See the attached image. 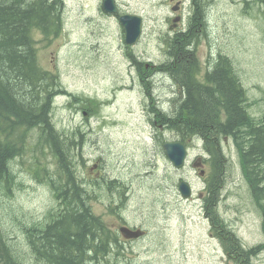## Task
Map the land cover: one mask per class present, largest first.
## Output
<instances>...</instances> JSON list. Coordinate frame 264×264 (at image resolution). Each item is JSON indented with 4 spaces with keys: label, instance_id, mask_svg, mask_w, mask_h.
I'll return each instance as SVG.
<instances>
[{
    "label": "rangeland",
    "instance_id": "rangeland-1",
    "mask_svg": "<svg viewBox=\"0 0 264 264\" xmlns=\"http://www.w3.org/2000/svg\"><path fill=\"white\" fill-rule=\"evenodd\" d=\"M116 1L121 13H136L144 18L143 35L135 45L125 43V30L119 16L106 13L103 0H64L61 35L52 38L36 34L40 63L59 74L64 88L93 97L101 103L100 113L95 114L93 108L87 112L70 94L57 96L53 111L56 128L82 126L86 131L89 124L95 126L94 136L101 135L97 144L99 147H94L95 152L91 153L87 139L92 136L86 131L84 146L81 147L86 160L87 157L95 160L104 156L109 159L110 165L115 162L110 153L119 151L125 152L128 159H135L127 172L139 176L128 181L133 186L130 194L128 192L127 210L122 215L129 223L146 227L148 235L147 238L133 240V245L127 246L121 264H228L223 246L212 230V223L204 214L203 197L208 174L202 175L200 171L206 169L207 172L208 166L196 168L192 163L198 153H203L198 148L199 142L195 141L196 146L190 148L185 166L177 169L158 149L152 154V142L148 146L143 141L145 131L151 129L150 118L157 116L156 111H149L147 104L152 103L164 110L174 109L168 99L176 95L177 87L169 75L156 73L150 80L153 94L148 98L138 71L127 56L129 48L148 66L167 57L169 45L164 38L170 25L167 18L179 15L182 9H172L177 4L176 0ZM189 1H182L184 19L181 27L187 23ZM262 7L254 0H210L206 6L208 34L207 37L202 35L198 45L202 71L206 66L205 60L208 57L212 60L218 52L232 58L250 97L259 102L255 110L264 107ZM91 113L95 116L91 117ZM87 116L93 119L89 121ZM76 147L80 149L79 142ZM35 155L42 162H47V166L24 170L25 158H20L16 182L10 190L0 192V231L6 235L24 264H27L24 227H33L31 221H35L34 226L42 222L50 224L51 215L46 216L48 212L44 214L42 211L58 206V202L53 205L51 191L39 188L38 180L33 177H56L54 161L57 157L52 151L44 149ZM233 157L237 160L236 156ZM240 173V170L236 174L229 173L221 213L231 222L243 243L252 246L263 238L262 219L259 211L251 206L253 201L248 199L249 192ZM181 180H186L193 188L192 195L187 199L183 198L178 188ZM170 181L174 182V188L168 190L167 182ZM35 188L39 189L38 196L33 191ZM104 200L105 196L97 199L101 205L96 206L100 210ZM167 200L169 205L163 206L162 203ZM73 202L75 208L72 211L81 212L80 206L75 200ZM153 207L158 217L154 220L151 217L152 224H148L146 216ZM60 215L63 216L64 211ZM35 228L40 230L38 226ZM257 264H264V253L257 259Z\"/></svg>",
    "mask_w": 264,
    "mask_h": 264
},
{
    "label": "trees",
    "instance_id": "trees-1",
    "mask_svg": "<svg viewBox=\"0 0 264 264\" xmlns=\"http://www.w3.org/2000/svg\"><path fill=\"white\" fill-rule=\"evenodd\" d=\"M209 1L192 0L194 12L189 16L187 29L180 30L182 17L174 25L169 20L164 37L169 45L168 54L163 60L148 66L129 48L127 56L136 67L147 95L153 94L150 80L156 73H166L174 81L177 92L171 97L175 101H171L174 111L169 123L185 127L176 130L184 139L197 136L198 148L206 155L208 177L203 209L223 246L226 263L257 264L264 253V107L255 110L259 102L250 97L227 54L214 56L213 69L202 72L197 48L202 35L208 34ZM254 2L263 6L264 14V0ZM64 9V0H0V192L10 190L16 182L20 158H25L24 170L46 167L47 162L39 160L35 153L43 149L52 151L57 157L54 161L57 176L33 177L38 180L39 188L51 191L53 205L58 202V206L42 211L48 212L46 216L51 215L50 224L35 225L38 230L35 221H31L33 227H24L27 264H121L132 241L110 243L101 215L91 214V203L100 204L97 199L105 196V190L103 178L90 169L99 161L98 171H101L109 159L100 156L86 160L81 147L84 133L89 131L92 138L87 143L91 153L95 152L101 135L94 136L95 128L90 132L92 124L86 131L82 126L59 130L53 120L55 99L61 94H70L87 112L93 108L95 114L100 113L101 103L64 88L59 74L46 69L38 58L36 34L59 37L64 28ZM158 107L154 106L159 123L167 124ZM78 142L80 149L76 147ZM158 150L165 157L161 144ZM239 170L249 192L248 199L253 201L251 206L262 219L263 238L252 246L243 243L221 213L229 173L236 174ZM167 187L174 188V182H167ZM38 190H33L35 196ZM73 200L81 212L72 211ZM162 205H169V200ZM151 217L157 219V211L148 212V224H152ZM10 244L0 231V263L24 264Z\"/></svg>",
    "mask_w": 264,
    "mask_h": 264
},
{
    "label": "flooded vegetation",
    "instance_id": "flooded-vegetation-1",
    "mask_svg": "<svg viewBox=\"0 0 264 264\" xmlns=\"http://www.w3.org/2000/svg\"><path fill=\"white\" fill-rule=\"evenodd\" d=\"M179 1H181V9H182V13H180L179 15H181L182 21H183L184 19L183 3H182L183 0H176V2H179ZM193 12H194V6H193L192 0H190L188 12L186 13L187 23L183 28L180 29L181 31L189 27L190 25L189 16L192 15ZM175 17L176 16H173L170 18L168 17L167 19L168 21L170 20V22L173 24L174 22L173 20ZM172 24H171V27H173L174 25ZM197 52H198V48H197ZM219 53H222V52H218L214 56L217 57ZM213 63H214L213 59L211 60L208 57L205 60L206 66L202 72L204 73L207 69H213V66H212ZM146 96L149 98V95L146 94ZM157 99L162 100V98H157ZM168 100L174 102L175 98H169ZM151 105L152 103L147 104V108L149 109L150 112H154ZM158 109H160L162 113H164L162 116V119L165 118L167 120V124L159 123V120L157 119V117L155 119L150 118V121L152 123L155 122V124H152L151 129L145 131V134L142 136L143 141H145L147 144L151 142L153 143L151 147L152 154H154L155 146L158 145L156 148L158 149L160 144H161L163 153L165 154L166 152L164 150V145L167 142H174V141L183 142L186 145L188 151H190V148L192 146H196L195 141L199 139L197 136L196 137L187 136L184 139V137L179 135L176 132V130L179 128H185V127H182V126L174 127L172 124L169 123V120H171V117L173 116V113L171 112V111H174L173 108L164 110L158 107ZM94 116L95 114L91 113V117H94ZM91 128L92 130H90V132H94L95 127L91 126ZM175 133H177L178 135H175ZM110 141L113 142L112 140ZM186 141L191 143L192 145L191 146L188 145ZM201 154L203 155V157ZM110 155H112V157L115 159L114 163L110 165L108 163L107 165H102L101 171H98V168L100 167V166L98 167V165L100 163L99 161H96L95 164L90 169L93 173H98L103 178V181H104L103 187L105 190V200H104V206H102L103 207L102 210H100L94 203H91L92 204L91 206L92 217H94L95 214L101 215L104 225L106 227L108 237L110 239V243L112 244L127 243L133 240L147 238L148 229L146 227H144L143 225H137V224L133 225L129 223L126 220V218L122 215V212L124 210H127V207L125 206H126L127 199H128V192H130L129 188H131V185H132L131 182L126 183V181H133L139 176V174H133V173L127 172L128 168L132 164L135 163V159L134 160L128 159V156L126 155V153L122 151H119L118 153L113 152V153H110ZM189 156H190V152H188L187 160ZM205 159H206V155H204L203 153H198L192 162L193 166L198 168L202 165H207L205 163ZM151 160H152V156L151 158H149V162H148L149 164L151 163ZM196 164H198V166H196ZM201 170H205V169H201ZM102 172H104L105 175H103ZM205 173H207L206 170H205ZM98 205H101V204H98ZM153 210H155L154 207H153ZM143 224L146 225L145 222ZM125 226L131 228L132 230L141 229L142 235L140 237L126 236L125 233L122 231V227H125Z\"/></svg>",
    "mask_w": 264,
    "mask_h": 264
},
{
    "label": "water",
    "instance_id": "water-1",
    "mask_svg": "<svg viewBox=\"0 0 264 264\" xmlns=\"http://www.w3.org/2000/svg\"><path fill=\"white\" fill-rule=\"evenodd\" d=\"M179 3L180 1L177 2L175 6H173L174 11L180 7ZM102 6L106 13L116 14L119 16V20L125 30V43L127 45L136 44L143 34L144 18L136 13L126 12L121 14L116 0H103ZM180 19L181 16H176L174 18V22H177ZM164 150L166 152V156L175 168H182L185 165L189 151L183 142H167L164 145ZM204 173L205 170H201V174L203 175ZM179 190L183 197H190L193 192L192 186L186 180L180 181ZM122 231L128 237H138L142 234L140 230H132L126 226L122 227Z\"/></svg>",
    "mask_w": 264,
    "mask_h": 264
},
{
    "label": "bare ground",
    "instance_id": "bare-ground-1",
    "mask_svg": "<svg viewBox=\"0 0 264 264\" xmlns=\"http://www.w3.org/2000/svg\"><path fill=\"white\" fill-rule=\"evenodd\" d=\"M151 107H152L153 111H155L153 104L151 105Z\"/></svg>",
    "mask_w": 264,
    "mask_h": 264
}]
</instances>
